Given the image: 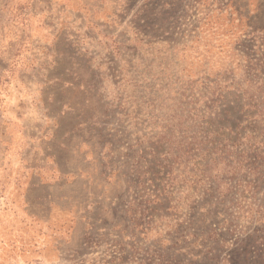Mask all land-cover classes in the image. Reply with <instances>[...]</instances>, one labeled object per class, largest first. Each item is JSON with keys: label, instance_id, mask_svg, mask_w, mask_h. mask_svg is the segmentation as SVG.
Listing matches in <instances>:
<instances>
[{"label": "rangeland", "instance_id": "374dc122", "mask_svg": "<svg viewBox=\"0 0 264 264\" xmlns=\"http://www.w3.org/2000/svg\"><path fill=\"white\" fill-rule=\"evenodd\" d=\"M0 264H264V0H0Z\"/></svg>", "mask_w": 264, "mask_h": 264}, {"label": "crops", "instance_id": "0c3cea01", "mask_svg": "<svg viewBox=\"0 0 264 264\" xmlns=\"http://www.w3.org/2000/svg\"><path fill=\"white\" fill-rule=\"evenodd\" d=\"M63 61H67L64 56L56 58L54 68L60 67ZM66 70H68V67L60 70V76L58 78L55 77L53 79L51 76V81L53 80L55 84L61 81L62 86L67 90L69 89V82L65 74L69 73V70ZM49 102L50 114L46 110L47 113H45L44 118L46 122L51 123V125L40 132L38 138L47 139V142L50 143L52 147L55 146L58 149L57 153H51L48 158L49 164L46 169L51 173L50 181H68L74 177L80 178V168L76 166V164H78L76 162H80V114H74L72 110L74 105L70 102L68 97L60 101L50 97ZM55 104L60 105L61 111L59 115L58 113L55 114L51 112ZM22 116L24 117V114H22ZM22 116L18 115V117L21 118ZM43 139H41V142Z\"/></svg>", "mask_w": 264, "mask_h": 264}]
</instances>
